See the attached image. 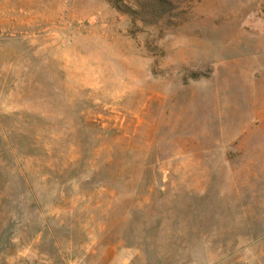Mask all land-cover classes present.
Instances as JSON below:
<instances>
[{"label":"rangeland","instance_id":"374dc122","mask_svg":"<svg viewBox=\"0 0 264 264\" xmlns=\"http://www.w3.org/2000/svg\"><path fill=\"white\" fill-rule=\"evenodd\" d=\"M0 264H264V0H0Z\"/></svg>","mask_w":264,"mask_h":264}]
</instances>
